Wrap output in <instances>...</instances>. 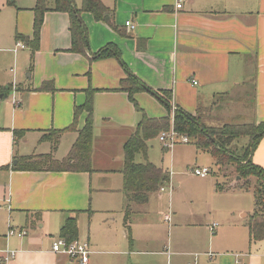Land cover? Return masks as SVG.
Returning a JSON list of instances; mask_svg holds the SVG:
<instances>
[{"label": "crops", "instance_id": "0c3cea01", "mask_svg": "<svg viewBox=\"0 0 264 264\" xmlns=\"http://www.w3.org/2000/svg\"><path fill=\"white\" fill-rule=\"evenodd\" d=\"M100 1L113 12V28L95 22L88 13L82 14L90 53L114 45L132 75L152 91H170L172 105L191 115L196 114L202 100L218 96L244 104L240 99L246 98L249 89L251 113L244 120L264 122V0H184L180 10H176L175 0ZM32 8H17L14 33L0 35V257L5 250L16 252L12 260L2 264H77L51 252L61 226L74 212H80L78 240L89 245L87 264H264V241L249 239L246 222L253 210L247 208L231 207L226 222L211 223L212 236L208 223L203 229L194 219L174 223L163 239L146 216L132 215L141 216L138 207L161 193L158 191L144 205H131L127 230L122 149L141 118L128 96L116 92L127 74L114 58L89 61L69 53V18L59 12L44 14L39 49L32 56L28 43L16 39L19 35L31 40ZM126 22L134 29L127 28ZM17 42L25 48L15 49ZM46 83L52 89L40 90ZM89 87L97 91L93 103V172L12 170L14 157L35 155L30 153L31 144L45 145L41 152L49 150L48 143L41 141L42 135L72 123L74 107L84 103V91ZM134 99L147 117L167 116L165 107L149 93H137ZM83 122L80 117L78 129ZM14 131L22 132V138L16 139ZM75 138V132L62 134L53 152L56 160L64 158L62 152L68 153ZM252 162L264 170V137ZM215 185L218 197L252 196L233 189V183L224 192H217ZM176 218L170 213V222ZM83 222L89 230L87 238L81 240ZM8 224L26 235L7 237ZM52 225L59 228L56 236L51 234ZM179 229L189 231L180 244L172 239ZM183 248H191L195 254L188 255Z\"/></svg>", "mask_w": 264, "mask_h": 264}, {"label": "trees", "instance_id": "16d2710c", "mask_svg": "<svg viewBox=\"0 0 264 264\" xmlns=\"http://www.w3.org/2000/svg\"><path fill=\"white\" fill-rule=\"evenodd\" d=\"M46 0H36L32 8L33 33L31 40L16 35L18 41H25L31 48L32 56L39 49V36L43 24L44 14L48 11L68 15L70 34V47L68 52L86 57L89 61L114 58L118 60L126 72L125 79L119 83L116 92L125 93L133 104L136 112L140 113V121L134 132L123 144V178L122 192L126 198L125 227L131 205H144L152 193L169 183L168 172L156 167L147 161V143L156 138L161 132L171 127L182 136L187 137L198 153H207L219 168L232 166L233 172L239 177V184L233 189L252 194L254 209L246 222L250 241H264V170L252 162V157L260 141L264 137V122L256 124L254 121L242 123H223L221 126L217 118L211 116L212 107L199 106L196 114L191 115L179 106L172 105L170 91L155 92L150 90L137 77L132 75L121 62L119 50L108 44L96 53H90L88 48V32L82 20V14L88 13L97 23L112 27L113 12L105 7L100 0H81L77 6L75 0H53L51 8ZM46 83L40 90H51ZM85 100L81 106L74 107L72 123L65 129L49 131L42 135L41 141L51 144L48 154L16 156L12 170L22 172H51V173H92L91 156L93 144L94 95L92 88L85 91ZM140 92H147L155 97L166 109L167 116L162 118H149L136 103L134 96ZM220 96H218L219 98ZM212 105H215L212 104ZM84 118L83 126L78 129V120ZM216 123V124H214ZM65 132H75L76 140L72 144L68 155L62 160H56L53 152L56 150L60 137ZM16 139L22 138V132L14 131ZM246 139L243 147L237 142ZM143 157V163H136V156ZM254 179L253 185L249 179ZM244 181V182H243ZM217 192L227 191L215 185ZM68 217L59 230V237L67 242L78 240V215ZM40 216L37 215V220Z\"/></svg>", "mask_w": 264, "mask_h": 264}, {"label": "rangeland", "instance_id": "374dc122", "mask_svg": "<svg viewBox=\"0 0 264 264\" xmlns=\"http://www.w3.org/2000/svg\"><path fill=\"white\" fill-rule=\"evenodd\" d=\"M11 1L12 0H0V35H3V37L10 36L11 33H14L15 31V10L19 7H34L35 5V0H13L12 4ZM46 1L47 5H50L51 7L53 0ZM75 3L79 6L80 0H75ZM250 95H252V91L248 89L246 92V98L240 99V101L246 102L244 104L235 102V99L227 97L212 98L205 101L202 100L201 106L208 108L213 106L211 116L219 120L218 124L214 123L216 125L221 126L223 123L249 122L250 120H244V117L245 119H248L251 113L252 99L250 98ZM211 103H215V105H212ZM234 117L237 118L231 120ZM246 142V139H241L237 142V145L243 147ZM47 143L49 145V150L47 152H41V146L45 147V145L35 143L29 146L31 150L30 153L35 155L50 153L51 144L49 142ZM147 145V161L156 167L163 169V171L169 172L170 181L164 185V188L166 189L164 193L152 195L145 206L138 207V209L140 208L139 213L141 216H137L136 213L132 215L133 218H142L146 216L154 226L159 228L158 234L163 236V239H166L167 230L170 229L174 223L182 224L185 221L190 223L194 219H197V221H200V223L203 224V229L205 228L206 223H208V233L212 236V232L209 230L211 223L215 222L217 225H220L221 223L226 222V217L229 216V209L231 207L247 208L249 209L248 211L253 210L254 204L250 194L240 193L224 197H218L214 194L213 187L216 183H219V186L222 188H227L231 183H240L239 177L233 172L232 166L225 168L217 167L210 155L207 153H198L196 148L189 143L177 144L172 148H165L166 145L161 143L157 136L150 140ZM20 151V153H22V147H20ZM68 153L62 152L61 156L65 158ZM136 163H143V157L140 155L136 156ZM196 167H206L207 169L212 170V172L207 175V177L200 178L191 173V170ZM249 180L252 183L251 185H253L255 180L253 178ZM174 184H177L178 186L175 188ZM169 187L170 191H168ZM169 210L171 216L177 215L176 220L174 219L170 222V226L164 222V216ZM88 228L87 223L83 222L79 229V239L83 240L87 238ZM50 230L51 234L56 236L59 228L57 225H52ZM187 230L188 229H179L174 231L172 234L173 242L180 244L181 240H185L189 236V231ZM182 251L188 255L195 254V250L191 248H183Z\"/></svg>", "mask_w": 264, "mask_h": 264}, {"label": "built area", "instance_id": "2783aa9c", "mask_svg": "<svg viewBox=\"0 0 264 264\" xmlns=\"http://www.w3.org/2000/svg\"><path fill=\"white\" fill-rule=\"evenodd\" d=\"M175 8L176 10H180L183 6L184 0H175ZM125 26L131 30L134 29V25L130 22H126ZM25 45L21 42H17L15 45V49H24ZM194 84H196L194 82ZM159 141L163 144H165V148L169 147L172 148L176 144H188V139L185 136L177 134L173 128L171 127L166 132H161L159 135ZM191 173L195 176H198L200 178H205L207 175L210 174V170L207 168H193L191 170ZM170 189V187H169ZM166 189L161 187L159 189V192H165ZM164 221L168 224L170 223V213L166 214L164 216ZM216 225H212V230L214 229ZM7 237L15 236L17 238H23L26 235V232L24 230H19L13 228L10 224L7 225ZM51 252L54 254H61L66 257H68L70 260L76 262L77 264H87L88 258L90 255L89 251V245L86 242H80L79 240L67 242L63 238L58 237L56 240L52 242L51 245ZM16 252L5 250L2 252V256L0 257V264L2 262L8 263L10 260H12L15 257ZM211 256V255H209Z\"/></svg>", "mask_w": 264, "mask_h": 264}]
</instances>
